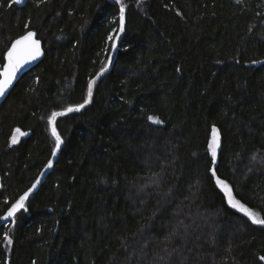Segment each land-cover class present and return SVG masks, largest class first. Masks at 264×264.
<instances>
[{"label":"trees","instance_id":"trees-1","mask_svg":"<svg viewBox=\"0 0 264 264\" xmlns=\"http://www.w3.org/2000/svg\"><path fill=\"white\" fill-rule=\"evenodd\" d=\"M121 4L114 64L57 119L0 264H264V224L217 183L264 216V0H0V64L29 30L45 49L0 106V218L55 150L52 113L89 100Z\"/></svg>","mask_w":264,"mask_h":264},{"label":"snow or ice","instance_id":"snow-or-ice-1","mask_svg":"<svg viewBox=\"0 0 264 264\" xmlns=\"http://www.w3.org/2000/svg\"><path fill=\"white\" fill-rule=\"evenodd\" d=\"M15 2L19 3L21 0H15ZM123 20H124V5L121 4L120 7V21H121V31L123 30ZM35 33L33 32H27L24 36L18 38L12 43V46L7 51V64L4 65L3 72H0V77H3L0 79V96H3L9 87V85L12 83L13 79L16 77L17 72L22 68V66L28 62H30L33 59H36L38 56L41 55V47H40V41L35 39ZM111 39V37H110ZM104 69H101V72H103ZM98 73L97 75H99ZM94 84V80H90L88 82V95L91 97L92 93V86ZM89 101L86 99L84 101V104H87ZM84 104L76 105L75 108L69 107L66 109V111H73V110H79L80 108L84 107ZM63 113H57L53 112L52 115L49 117L50 123L53 124L52 127V135L55 137V143H56V149H59L62 144V139L60 134L57 132L55 127V118L58 115H62ZM148 120L153 123H161L159 117L156 116H149ZM213 133H216L215 127H213ZM17 134L24 135L25 133L21 132L19 128L14 130L13 136H12V143L17 142ZM218 147V141L217 139L213 138V140L209 144V149L211 150L213 159H215L216 156V148ZM55 150L53 151V155H55ZM52 164V161L50 160L48 162V166L50 167ZM213 176L216 175L215 170H212ZM217 183L222 185L226 191L229 193V203L232 204L233 207H239L241 211L245 213L246 216H248L249 219L252 220L253 223L257 224H264V216H261L260 213L253 211L252 209L248 208L247 206L241 204L239 201L234 202V197L231 196V189L226 184L225 181L220 180L217 178ZM36 185H33V188H35ZM32 189H29L28 192H25L24 195H22L19 200H17L12 206L7 210V213L4 217L0 218L3 220H7L10 217H14L15 214L20 211L21 209L27 210L24 206V201L29 195V192H31ZM13 223L15 221L13 220ZM4 239L5 241L10 245L12 243V240L9 236V234L6 232L4 233ZM261 260H264V257H260Z\"/></svg>","mask_w":264,"mask_h":264},{"label":"water","instance_id":"water-1","mask_svg":"<svg viewBox=\"0 0 264 264\" xmlns=\"http://www.w3.org/2000/svg\"><path fill=\"white\" fill-rule=\"evenodd\" d=\"M27 1H28V0H21V2H19V3L15 2V4H16L17 6H19V7H21V6H24V5L27 3ZM124 27H125V9H124L123 30L121 31V26H120L119 32H118V34H117V36H116V38H115V41H114V45H113V49H112V53H111V56H110L109 62H108V64H107V66L104 68V71H103V72L100 71V72H99L100 74H99V75H96V76L94 77V79H93V80H94V83H95V81H96L99 77H101L102 75H104L106 72H108V71L112 68V66H113V64H114V61H115V58H116V55H117L118 50H119V45H120V41H121L122 34H123V31H124ZM27 32H33V33H35V37H34V38L40 41L41 55L38 56L36 59H33V60H31L30 62L24 64V65L22 66V68L17 72L16 77L13 79L12 83H11V84L9 85V87L7 88L5 94H4L3 96H0V106H1L2 103L5 101V99H6L7 96L9 95L10 91L13 89V87H14L15 84L18 82V80L22 77V75L25 74L26 72H28L29 70H31L33 67H35V66H36V65H37V64H38V63L44 58V56H45L44 44H43L42 40H41L40 38H38V33H37L35 30H29V31H27ZM27 32H26V33H27ZM26 33H24L23 35L17 37L15 40H17L18 38L24 36ZM15 40H14V41H15ZM14 41H13V42H14ZM13 42H12V43H13ZM12 43H11L10 47L12 46ZM10 47H9V48H10ZM9 48H8V49H9ZM7 51H8V50H7ZM7 62H8V61H7V52H6V54H5V59H4V63H3V64H0V72H3V70H4V65L7 64ZM2 78H3V77H0V79H2ZM93 87H94V84H93V86H92L91 97H89V100H88L89 102H88L87 104H84V106H87L88 104L91 103L92 95H93ZM72 107L75 108V106H72ZM80 109H82V108H80ZM80 109H79V110H80ZM73 111H77V110H73ZM70 112H71V111H70ZM57 113H63L62 115H64V114H66V113H69V111H66V109H64V110L57 111ZM60 116H61V115H58V116L55 118V122H54V123H55V127H56V121H57V119H58ZM52 127H53V124L51 123V129H52ZM56 130H57V128H56ZM57 132H58V130H57ZM58 133H59V132H58ZM61 139H62V137H61ZM62 141H63V139H62ZM62 146H63V142H62V144H61V146H60L59 149H56V147H55V152H56V154H55V155L52 154V156H51V158H50V160L52 161L51 166L49 167V166H48V163H47L46 166L44 167V169H43V170L41 171V173L39 174L37 180L32 184V186H31L30 188H28V189L25 191V192H28L29 189H32V191L29 192L28 197H27L26 200L24 201V205L26 204V202H27V200L29 199V197L39 189V187H40V185L42 184V182L45 180V178L47 177V175L49 174V172L53 169V167H54V165H55V163H56L58 157L60 156ZM50 160H49V161H50ZM34 184L36 185L35 188H33V185H34ZM2 187H3V180H2V176H1V174H0V189H1ZM25 192H24V193H25ZM24 193H23L22 195H24ZM22 195H21V196H22ZM18 212H19V211H18ZM18 212H17V213H18ZM6 213H7V211L1 216V218L4 217V216L6 215ZM17 213H16V214H17ZM16 214H15V215H16ZM13 218H14V217H10V218H8L7 220H3V219H1L0 224H1V225H6V224H8Z\"/></svg>","mask_w":264,"mask_h":264},{"label":"rangeland","instance_id":"rangeland-1","mask_svg":"<svg viewBox=\"0 0 264 264\" xmlns=\"http://www.w3.org/2000/svg\"><path fill=\"white\" fill-rule=\"evenodd\" d=\"M21 130V129H20ZM21 132H23L22 130H21ZM23 137V135H19V134H17V142L16 143H12V144H17L19 141H20V139ZM11 141H12V138H11Z\"/></svg>","mask_w":264,"mask_h":264}]
</instances>
